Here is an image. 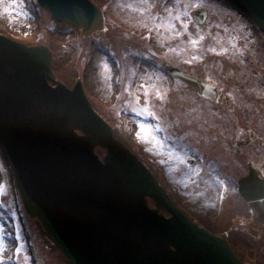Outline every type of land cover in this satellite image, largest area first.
<instances>
[{
	"label": "water",
	"instance_id": "water-1",
	"mask_svg": "<svg viewBox=\"0 0 264 264\" xmlns=\"http://www.w3.org/2000/svg\"><path fill=\"white\" fill-rule=\"evenodd\" d=\"M228 1L264 31V0ZM37 3L84 35L102 27L100 11L88 0ZM50 63L48 48L0 35V146L25 210L68 264H241L223 237L206 234L175 210L169 220L148 208L145 197L159 206L166 202L163 192L112 138L79 83L71 90L48 84ZM96 146L105 149L102 160Z\"/></svg>",
	"mask_w": 264,
	"mask_h": 264
},
{
	"label": "flooded vegetation",
	"instance_id": "flooded-vegetation-1",
	"mask_svg": "<svg viewBox=\"0 0 264 264\" xmlns=\"http://www.w3.org/2000/svg\"><path fill=\"white\" fill-rule=\"evenodd\" d=\"M109 1L111 37H103L106 29L95 35L97 49L109 53L111 58L104 63L108 70L101 63L103 71L110 74L108 97L98 101L103 104L110 97L117 105L132 104L134 100L126 92V85H134L137 78L156 86L154 97L136 93L139 101H135L142 105L139 122L143 129L127 133L124 143L152 171L174 205L190 220L209 232L225 231L229 220L224 215L218 216L217 209L220 186L225 191H234L236 183L229 181L237 182L243 177L246 163L256 162L258 151L264 149V40L256 42V33L247 20L229 16L228 8L216 7L211 10V22L220 24L223 29H212L203 44L193 45L190 40H198L197 37L187 42L179 32L168 36V45L176 53L171 56L157 40L155 28L148 23L149 9L154 5L170 7L172 2L171 6L179 10L181 1L192 5L196 4L195 0H187V3L186 0L179 3L177 0H149L150 6L141 0ZM122 7L130 19L120 17ZM187 21L189 15L175 20V24L180 27L181 22ZM148 30L152 31L150 40L144 36ZM192 32L195 34L196 29ZM198 45H205L206 51H201ZM182 54L190 59L185 60ZM202 55H205L204 62L198 64ZM193 56L196 59H192ZM164 57L173 58L186 73L211 79L220 93L219 100L212 103L201 99L184 84L170 79L161 69L163 60L159 59ZM114 71L118 78L112 77ZM131 73L134 76L130 77ZM174 94L177 97L170 98ZM127 117L130 114L114 115L112 120L123 123L127 122L123 119ZM160 124L166 128L164 132ZM133 138L138 141L135 147L131 146ZM241 161L245 162L243 172L238 173L236 165ZM259 167L264 173V166ZM256 226V244L264 245V227L257 221ZM42 253L44 257L40 260L46 264V245ZM256 257L258 264H264V251H257Z\"/></svg>",
	"mask_w": 264,
	"mask_h": 264
},
{
	"label": "rangeland",
	"instance_id": "rangeland-1",
	"mask_svg": "<svg viewBox=\"0 0 264 264\" xmlns=\"http://www.w3.org/2000/svg\"><path fill=\"white\" fill-rule=\"evenodd\" d=\"M100 4L103 3L105 0H96ZM119 2H125V0H119ZM198 2V1H197ZM169 10L173 13V8L171 6ZM183 4V2H182ZM203 5V4H202ZM143 6V5H142ZM32 12H31V11ZM166 10V9H165ZM106 16L109 19L112 16L111 10H106ZM120 17L125 19H130V15L126 12V10L122 7V9L119 11ZM184 10H181V13H183ZM158 13H154L152 16L148 14V23L152 26L155 24V17L158 16ZM163 24L162 26H166L170 23L171 16L169 14H165L161 18ZM182 25V22L181 24ZM36 26V28H33ZM156 32V38L159 41V43L164 47L165 51L171 55L175 56L176 53L173 50L171 46L168 45V38H166V34L163 32V30L157 26L154 27ZM64 27L60 23H51L48 20V16L45 12L40 10L38 7L35 6V3L33 0H0V33H9V37L15 40L20 41H27V42H34V43H44L49 44L53 51H54V62L52 65L53 72L56 76V79L58 81H64L66 82V85L70 86L73 82L74 78V64H71V67L67 68L65 67V63L69 57H74L75 50L80 47L81 53L83 57H87L88 53L97 46L98 41H94L93 38L88 39H81L78 34L71 29H68ZM212 29L220 30L223 29V27L215 22H212L210 26L207 28V31H210ZM181 31H185L187 33L186 41L189 42L190 39L197 37L198 35H207V32H196L195 34L187 28V30L180 27ZM64 35L68 39V45L66 44L65 47H62V43L64 41ZM104 38H109L110 32L109 30L102 34ZM173 37V35L171 36ZM170 37V38H171ZM104 41V40H103ZM198 48L201 49V51H206L205 45L201 47V45H198ZM181 57H183L185 60H189L190 57H187L185 54H182ZM173 59V58H171ZM186 64H188L186 62ZM210 66V65H209ZM208 66V67H209ZM134 74V73H133ZM132 73L130 74V77H132ZM89 78L92 80H88V86L91 89L92 87L90 83H93L92 76L89 75ZM97 80V78L95 77ZM141 79L137 78L134 85L131 86L129 83L126 85V92L129 94V97L133 99L134 101L130 105H124L122 106L119 104L117 108H124L125 113L127 112H140V114H143L142 112V105L137 103L135 100L137 99V94H144L143 96L146 97L145 91L147 92L148 97H154L153 96V90L156 87L153 84H146V82H140ZM125 92V93H126ZM93 96H95L96 99H100L101 101H104L108 97V91H105L104 93H93ZM176 94L170 96V98H176ZM182 98V97H179ZM139 101V99H137ZM97 102V101H96ZM98 109L102 110L103 114L107 116V109H104L102 105H99L97 102ZM117 108H115L117 110ZM150 110L152 107H149ZM117 113V112H116ZM262 124V123H261ZM135 125V124H134ZM128 128H124V130L127 132ZM117 137H119L121 140H125L126 137L123 135H120L117 133ZM97 154L101 155V151L98 149ZM259 157L256 158V162L264 163V152H259ZM245 162L241 161L238 163L240 167L238 168V173H242V167ZM1 196H5V191L1 193ZM236 198V197H234ZM233 197L231 199H228V203L226 205L224 215L226 218L231 219L234 216L240 217L243 216L245 219L249 220L251 219L247 207L245 204H243L239 199H234ZM235 218V217H234ZM29 226L32 230L34 237H35V243L34 247L36 250V254L38 252L39 247H44L46 245L48 255L46 257V264H65L63 261L61 255L52 247L50 248L48 244H46V241L44 239V235L42 234L41 227L39 223L36 220L29 219ZM1 226V224H0ZM256 230L257 226L256 223L251 220L250 225L247 226L246 232H232L230 233V240L231 242H234L238 247L240 246L242 249L249 250L250 254L256 255L257 251H264V245H258L256 244ZM37 256L40 257V254L38 253Z\"/></svg>",
	"mask_w": 264,
	"mask_h": 264
},
{
	"label": "snow or ice",
	"instance_id": "snow-or-ice-1",
	"mask_svg": "<svg viewBox=\"0 0 264 264\" xmlns=\"http://www.w3.org/2000/svg\"><path fill=\"white\" fill-rule=\"evenodd\" d=\"M141 2L144 4V5H149V0H141ZM177 2L179 3V0H177ZM150 6V5H149ZM188 7H201V5H197V4H192V5H184V8L187 9ZM147 10V9H146ZM169 15L172 16V19L174 20H180L181 19V15H183L184 17H187L188 16V12L187 11H184L182 14H176V15H172V12L169 11ZM181 27L185 30H187V27L188 25L187 24H182ZM169 28H174V25L172 24H169ZM200 39L202 40L203 37H200ZM199 41L198 40H190V43H192L193 45L197 44ZM192 59H196L195 56L192 57ZM145 95H147V92H145ZM160 93L157 92V96H159ZM143 111H147V108H144ZM137 115H140V112H137ZM141 128L143 129V126H141ZM17 239H19V237H17ZM4 249H3V244L0 243V252H2ZM16 252L19 253L20 252V248L18 247L16 249ZM0 264H2V261H0Z\"/></svg>",
	"mask_w": 264,
	"mask_h": 264
},
{
	"label": "bare ground",
	"instance_id": "bare-ground-1",
	"mask_svg": "<svg viewBox=\"0 0 264 264\" xmlns=\"http://www.w3.org/2000/svg\"><path fill=\"white\" fill-rule=\"evenodd\" d=\"M104 88L108 87V84L107 83H104L103 84Z\"/></svg>",
	"mask_w": 264,
	"mask_h": 264
}]
</instances>
